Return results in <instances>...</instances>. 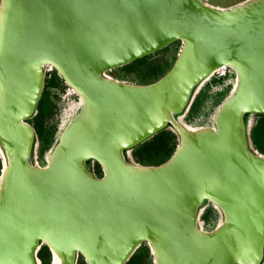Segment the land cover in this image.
I'll list each match as a JSON object with an SVG mask.
<instances>
[{
    "label": "water",
    "instance_id": "water-1",
    "mask_svg": "<svg viewBox=\"0 0 264 264\" xmlns=\"http://www.w3.org/2000/svg\"><path fill=\"white\" fill-rule=\"evenodd\" d=\"M156 81L107 74L177 42ZM82 98L41 166L33 161L46 67ZM230 66L237 83L213 125L181 115L199 85ZM264 114V0H1L0 264H126L144 243L155 264H264V154L250 116ZM179 137L165 162L129 151ZM99 163L100 176L94 165ZM212 203L221 222L201 223Z\"/></svg>",
    "mask_w": 264,
    "mask_h": 264
},
{
    "label": "rangeland",
    "instance_id": "rangeland-1",
    "mask_svg": "<svg viewBox=\"0 0 264 264\" xmlns=\"http://www.w3.org/2000/svg\"><path fill=\"white\" fill-rule=\"evenodd\" d=\"M206 1L215 6L228 7L243 0ZM181 47L182 42L177 41L147 57L108 71L107 74L134 83L146 84L153 82L166 73L173 65ZM218 79H220V81ZM236 80L235 76L223 75L221 71L207 78L197 88L193 101L189 108L181 115V120L186 125L196 128L213 125L214 117L218 109L234 89L237 82ZM42 99L44 100L42 106H40V101L37 114L29 121L37 131V145L32 157L33 161L41 166H45L47 164L48 155L57 142L61 131L68 120L79 109L81 97L77 92L73 91L55 68L47 66L45 86L41 100ZM194 106H197V108L195 113L191 114V110ZM40 111H42V113ZM260 118L261 116L258 114L250 116L251 134L253 127L259 122ZM168 130L176 134V136H169V145L171 147L173 142L179 143V137L172 129H167V131ZM154 137L128 152L133 161L141 164H148L149 159H147L146 154L149 155L152 162H156L162 158L164 151L158 148L154 149L156 146L155 144L151 146L152 149L148 152L144 149L147 143L149 144V142L156 139ZM252 142L254 147L257 148L253 139ZM168 157L169 156L166 158ZM211 206H213L212 203H206L202 209L201 223L206 230L214 229L222 220V215L218 210V215L211 214L209 222H205L202 219L205 211ZM50 255L51 259L49 264H55L54 256L51 253ZM39 258L41 259V257ZM41 264H44L42 259ZM78 264H87L82 255L78 259ZM126 264H155L151 246L148 243L142 244Z\"/></svg>",
    "mask_w": 264,
    "mask_h": 264
},
{
    "label": "trees",
    "instance_id": "trees-1",
    "mask_svg": "<svg viewBox=\"0 0 264 264\" xmlns=\"http://www.w3.org/2000/svg\"><path fill=\"white\" fill-rule=\"evenodd\" d=\"M218 80L220 81V79H218ZM216 82H218V81H216ZM43 102H44V100L42 99L41 103H40V106H42ZM196 108H197V106L193 107V109L191 110V114L195 113ZM41 109H42V107H41ZM40 112L42 113V111H40ZM258 115L261 116V118H260L259 122L253 127L251 136H252V139H253L257 149L260 150L262 153H264V114H258ZM170 135L171 136H176V134L173 133L170 130H168V131H167V129L163 130L162 132H160L159 134H157L154 137V138H156L154 141L149 142V144L147 143L145 145V147L143 146L144 149L147 152L152 149L151 146L153 144L156 145L154 149L158 148V149L164 151L163 155H162V158L157 160L156 162H152L150 157H149V155L146 154L147 159H149V161H148L149 163L148 164H155V165L161 164V163L165 162L167 159H169L173 155V153L176 150V147H177L178 143H176V142L174 143L173 142L171 147H170V145H169L170 144V138H169ZM167 156H169V157L166 158ZM163 158H166V159L162 160ZM2 168H3V157H2V155L0 153V176H1ZM95 169H96V172L100 176L103 174L102 168H101V166H100V164L98 162L95 164ZM211 214L218 215L217 209L215 207H213V206H211L209 209H207L205 211V213L202 216V219L205 222H209ZM50 253L52 254L51 250L49 249V247L47 245H43V247L40 249L39 257H41L42 262L44 264H49L50 263V259H51Z\"/></svg>",
    "mask_w": 264,
    "mask_h": 264
},
{
    "label": "built area",
    "instance_id": "built-area-1",
    "mask_svg": "<svg viewBox=\"0 0 264 264\" xmlns=\"http://www.w3.org/2000/svg\"><path fill=\"white\" fill-rule=\"evenodd\" d=\"M51 68H53V67H51ZM220 71L223 75L235 76L237 79V75H236L235 70L230 66L223 67V68L218 70V72H220Z\"/></svg>",
    "mask_w": 264,
    "mask_h": 264
},
{
    "label": "bare ground",
    "instance_id": "bare-ground-1",
    "mask_svg": "<svg viewBox=\"0 0 264 264\" xmlns=\"http://www.w3.org/2000/svg\"><path fill=\"white\" fill-rule=\"evenodd\" d=\"M73 91L76 92L74 89H73ZM81 103H82V98H81ZM188 127L191 128V129H196V127H191V126H188ZM52 255L54 256L55 264H62V261H61L60 257L55 252H52Z\"/></svg>",
    "mask_w": 264,
    "mask_h": 264
}]
</instances>
